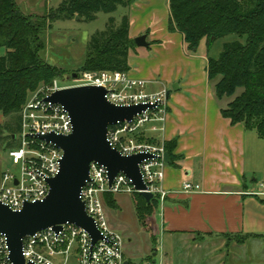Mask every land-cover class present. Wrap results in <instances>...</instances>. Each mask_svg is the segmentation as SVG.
Masks as SVG:
<instances>
[{
	"label": "trees",
	"instance_id": "trees-1",
	"mask_svg": "<svg viewBox=\"0 0 264 264\" xmlns=\"http://www.w3.org/2000/svg\"><path fill=\"white\" fill-rule=\"evenodd\" d=\"M133 2L63 0L46 17H38L23 14L15 0H0V50H5L0 55V113L12 117L10 122L0 125V132H8L2 136L6 148L19 145L16 138L20 129L19 111L29 92L63 73L62 68L44 62L40 55L47 24L75 16L90 21L98 12L111 13L118 6L129 7ZM168 4V30L182 34L186 49L193 53L205 41L207 79L213 85L215 97L219 102L232 98L220 109L222 116L231 124L242 123L246 130H254L258 137L264 138V0H169ZM129 28V14L123 15L119 25L111 17L104 30L90 36L83 62L74 72H128V55L136 47ZM228 35L236 39L224 42L221 50L213 54L214 42ZM142 139L159 142L147 135ZM176 143V138L164 141L169 157L167 165L174 167L180 158L173 152ZM132 198L138 221L146 225L159 206L158 200L146 202L136 192ZM104 201L105 206H115L113 194H106ZM195 235L203 240V235ZM223 236L238 240L257 235Z\"/></svg>",
	"mask_w": 264,
	"mask_h": 264
},
{
	"label": "crops",
	"instance_id": "crops-1",
	"mask_svg": "<svg viewBox=\"0 0 264 264\" xmlns=\"http://www.w3.org/2000/svg\"><path fill=\"white\" fill-rule=\"evenodd\" d=\"M168 1L134 0L126 7L130 37L144 34L147 42V46L136 45L130 51L128 74L150 85L158 84L168 92L163 130L156 124L157 129L147 131L152 134L146 135L163 142L176 138L173 152L180 156L175 162L177 166L165 167L163 186L168 195L158 206L161 223H154L158 232L163 229L182 235L199 233L203 242L221 239L223 234H255L256 238L249 237L243 245L242 256L247 257L251 253L249 241L259 238L253 232L251 217L255 218L258 206L264 208L258 194L261 191L256 189L255 178H250L245 166L248 130L242 123L231 124L222 116L220 109L228 102L224 105L215 97L213 85L207 79L205 51L189 52L182 34L168 30ZM146 90L149 91L147 84ZM184 181L198 184L200 190L181 192ZM108 224L113 227L110 221ZM261 246L264 248V243ZM216 253V264H237L229 255L218 250ZM124 257L126 264H137L133 256ZM172 257L169 264L174 261ZM148 260H164L161 250H151Z\"/></svg>",
	"mask_w": 264,
	"mask_h": 264
},
{
	"label": "built area",
	"instance_id": "built-area-1",
	"mask_svg": "<svg viewBox=\"0 0 264 264\" xmlns=\"http://www.w3.org/2000/svg\"><path fill=\"white\" fill-rule=\"evenodd\" d=\"M78 77L57 79L39 85L29 92L22 105L20 129L16 136L18 147L9 149V157L17 167V173L5 171L0 177V203L11 210H20L27 202L43 200L48 192L47 180L60 170L62 150L40 135L54 133L67 135L72 131L71 118L59 103L49 97L56 91L81 86H98L105 89V99L115 106H146L130 120L118 121L107 127L106 141L122 156L144 154L147 157L139 164L146 191L152 193L159 205L168 195L163 186L165 167L164 142L142 139L149 130L161 125L163 130L168 109L167 92H147V82L133 78L122 71H81ZM263 187L262 184H260ZM198 184L184 181L180 191L197 192ZM138 193L132 180L119 172L109 184L107 169L91 162L89 176L81 187L79 199L84 202L86 214L93 219L100 238L92 237L81 227L66 222L59 230L42 229L22 240V256L25 264H70L71 257L77 264H126L122 236L108 224L105 214L106 194ZM264 196V190L258 193ZM7 240L0 235V264H11ZM147 264H163L148 262Z\"/></svg>",
	"mask_w": 264,
	"mask_h": 264
},
{
	"label": "rangeland",
	"instance_id": "rangeland-1",
	"mask_svg": "<svg viewBox=\"0 0 264 264\" xmlns=\"http://www.w3.org/2000/svg\"><path fill=\"white\" fill-rule=\"evenodd\" d=\"M15 1L23 14L46 17L49 10L56 9L63 0ZM125 14H128L127 8L118 6L111 13L98 12L96 17L90 21L79 19L75 16L73 18L57 19L47 24L42 35L44 49L40 52V55L44 62L63 69V73L55 79L60 83L62 79H68L81 66L90 36L97 31L104 30L111 17L114 18L115 25H119ZM234 39L236 37L233 35L217 39L212 46L211 52L217 54L224 42ZM240 41L243 42L244 39L241 38ZM203 50L205 51V41L202 40L197 52L201 53ZM145 52L148 53L147 51ZM4 53L5 50L1 49L0 55ZM147 87H149L147 92L165 91L158 84L150 85L147 83ZM170 89L168 88V90ZM236 93H239V91ZM231 99L225 98L222 103L225 105ZM11 118V116H3L0 113V125L7 121L10 122ZM7 134L8 132L5 130L0 132V177L5 171L13 174L17 173V167L12 164L9 157V148H6L5 145L6 140L2 139V136H7ZM151 134L152 132H147V135ZM245 166L250 173V178H255L256 189L262 191L264 189V138L258 137L254 130H248L246 133ZM113 199L114 207L105 206L106 218L108 222H111L113 230L122 236L125 256L128 258L133 256L137 264L152 262L148 259L151 250L156 247L162 252L163 264H169L168 261L172 256V259H174L172 264H216L218 261L217 250L220 251V254L229 255V259H236L235 262L237 264H264V248L261 246L264 240L260 239L264 238V208L262 209L260 206L255 210V218L251 217V223L253 222L255 225L253 232L257 233L259 238H257L256 242L249 241L248 252L251 253L247 254L246 257L242 256V252L244 250L243 245L248 239L239 237L240 239L237 240L238 237L220 236L221 239L214 238L210 242H203L196 235L170 233L163 229L158 232V227L155 223L159 225L161 223L160 207L153 212L147 224L142 225L136 216L132 194H113ZM149 233H153V236L151 237ZM252 237L256 238V236ZM219 260H222V258ZM70 264H77L75 258L71 257Z\"/></svg>",
	"mask_w": 264,
	"mask_h": 264
},
{
	"label": "water",
	"instance_id": "water-1",
	"mask_svg": "<svg viewBox=\"0 0 264 264\" xmlns=\"http://www.w3.org/2000/svg\"><path fill=\"white\" fill-rule=\"evenodd\" d=\"M145 38L144 34L135 37V44L138 47L147 46ZM71 77L77 78L78 73H72ZM104 95L102 87L81 86L58 90L49 97L51 102L59 103L67 110L72 131L67 135L49 133L39 136L54 143L63 152L58 174L47 180V196L41 201L25 203L20 210H11L0 203V235L6 237L11 264H25L22 240L42 229L51 227L59 230L63 223L70 222L84 229L93 242L100 238L93 219L86 214L84 202L79 199L91 162L106 167L109 184L117 173L122 172L132 180L138 194L146 202L153 199L152 193L145 190L138 167L147 156H122L106 141L109 124L130 120L146 106H115ZM164 160L169 163L167 152Z\"/></svg>",
	"mask_w": 264,
	"mask_h": 264
}]
</instances>
